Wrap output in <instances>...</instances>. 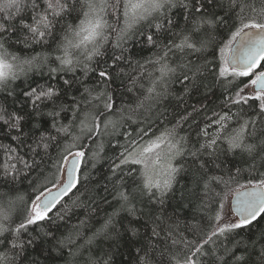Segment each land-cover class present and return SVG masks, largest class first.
Returning <instances> with one entry per match:
<instances>
[{
	"label": "snow or ice",
	"instance_id": "6c2138e0",
	"mask_svg": "<svg viewBox=\"0 0 264 264\" xmlns=\"http://www.w3.org/2000/svg\"><path fill=\"white\" fill-rule=\"evenodd\" d=\"M134 39L152 55L134 59L128 47ZM90 74L94 85L85 83ZM36 75L46 76V82ZM117 81L129 93L139 87L145 94L134 105L125 104L119 86L113 87ZM173 84L184 93L222 89L218 108L203 112L198 147L190 148L180 134L190 118L195 122L194 113L200 114L195 105L177 113L170 127L153 130L157 121L168 120L154 105L172 94ZM0 93L31 109L0 104V137L9 141L0 140V185L8 189L0 191V264H40L29 259L30 249L61 256L67 250L66 264H111L110 251L101 255L94 249L102 251L105 242L110 249L118 246L124 233L138 239L141 264H152L149 253L161 241L160 254L169 264H205L208 256L214 257L212 264H252L253 254L264 264V172L241 183L240 167L233 165L236 175L229 169L225 178L200 159L213 157L215 170L223 172L222 162L215 161L238 153L253 170L257 160L264 167V127L258 132L254 119H241L248 110L264 116V0H0ZM35 116H46L56 135L38 121L29 127ZM103 137L114 149L111 156L102 155L104 140L98 138ZM186 157L192 158L191 169ZM101 160L110 172L102 192L119 209L89 236L84 229L94 209L79 198L67 205L88 179L82 166L91 161L95 168ZM33 172L31 196L9 195ZM189 172L193 187L178 188V177ZM220 185L223 194L215 190ZM96 196L107 202L97 193L90 204ZM170 200L180 209L196 201L203 223L185 226L193 239L164 215ZM137 203L150 206L147 216ZM81 206L85 219L62 232L60 222ZM121 212L132 219L118 227ZM141 227L150 233L141 234Z\"/></svg>",
	"mask_w": 264,
	"mask_h": 264
},
{
	"label": "trees",
	"instance_id": "16d2710c",
	"mask_svg": "<svg viewBox=\"0 0 264 264\" xmlns=\"http://www.w3.org/2000/svg\"><path fill=\"white\" fill-rule=\"evenodd\" d=\"M177 20L179 23L183 24V21L180 19L179 16H177ZM128 47L131 49L132 54L134 56V59L143 61L144 59L148 58L152 55L153 50L149 49L140 43L137 42L136 39L129 42ZM37 51H39V48H37ZM111 51V49H109ZM28 54H32L29 52ZM192 59H195V57H191ZM125 67H127L125 65ZM150 67V66H149ZM46 71V70H45ZM78 75H82L81 73H77ZM89 79L85 80L86 84L94 85L95 84V77L90 74ZM35 80L39 81L40 83H45L47 80V77L41 78L39 75H36L34 77ZM19 83V82H17ZM143 83L145 85V89L148 87V82L146 79L143 80ZM119 86V92L117 95L122 96L123 102L125 104H132L134 105L137 97L143 96L145 94L144 89H140L139 87L134 90L133 93H129L126 91V87L124 85H120V82L117 81L116 84L113 85V87ZM17 92H19V89H17ZM221 92L222 89L219 86L211 88L210 91H205L203 87H200L197 89H191L188 93H184L183 86L179 84H173L172 85V94L169 95L166 99L162 100L158 105H154V108H159L161 110H164L166 115L168 116V120L164 121V123H160L159 121L156 122L154 125V131H158L159 129H162L165 124H167L169 127L171 124L169 121L173 119V117L177 113L184 112L185 110L191 111V108L193 105H195L198 109H201L200 114H195L196 120L195 122L190 118L189 121L184 125V128L181 130L180 134L186 135L189 139V147L194 148L198 147L197 141L200 143H203V137L198 135L199 129L204 127V119H203V112L205 109H208V114H211L210 109L212 108H218L220 105L221 100ZM5 96L4 93H0V104L6 105L9 110H12L15 108L16 110H21L23 107L24 111H31L29 106L21 105L20 103H13V100L15 97H8L7 100H4L3 97ZM182 97V99H178L177 97ZM23 99L22 97L20 98ZM120 101H117L119 104ZM202 105L204 107H202ZM48 109H45L47 111ZM235 111V109H233ZM252 118L256 121V127L257 131L259 132L262 127H264V116L259 114L258 110L256 112H253L252 110H248L246 114H244L241 119H247ZM48 118L46 116H35L33 119H30L28 121V126L31 127V124L33 122H39L41 125L42 130L50 131L52 135H56V132L54 129H51L49 124L46 123ZM64 123H67V121H62ZM232 126H235V121H233ZM209 131H212V129H209ZM39 134V132L37 133ZM61 141L64 140L63 137H59ZM104 140V152L102 155L111 156L114 149L111 148V146L108 144V137L98 138ZM115 139H121L122 137H115ZM0 140H3L4 143H8L9 141L7 139H4L0 137ZM114 142V140H113ZM89 151H92L95 149V145L89 142ZM222 147L226 148V145H223ZM57 147L54 144L52 148L49 149L50 155L52 157H55L57 154ZM0 159H2V156H0ZM39 159V157H37ZM202 161L206 160L209 161V168H212L217 175H225V178H227V172L229 169H231L232 175H236L235 165L236 167H240L242 169L241 173L239 174V178L241 183H247L249 179H254L259 176L261 172H264V167H261L260 161L257 160L256 162V170H253L250 167L251 161L248 160L247 157L244 158V160H248L247 163L244 162V160L241 159L240 155L238 153H227V154H221L219 160H216L215 163H221L222 162V168L223 172L219 170H215L214 164L212 163L213 157L208 156L207 154H204L200 157ZM186 166L191 169L192 167V158L186 157L185 158ZM83 172L88 176V179L84 181L83 185L80 186V189L78 192L75 193L74 196H72L71 200H69L68 207H72V200H79L84 201L85 204H88L91 208L94 209V211L91 213V218L89 219V227L84 229L86 235H91L92 231L99 229L101 225L104 222V219L107 215L111 214L114 209H119V204L112 199V196L108 193L102 192V188L106 183L108 182L107 177L110 175V172L108 170V165L106 160H101L96 164V167H92L91 161L88 162L86 166H82ZM37 178V172H33L28 179H24L21 177L20 181L16 182L14 185V188L16 189V192H12L9 195L15 196L16 194H21L27 199L29 196H31L32 193V187L29 183V180H35ZM179 185L177 186L180 188L181 186L187 185V187L192 188L193 185L191 183V174L190 172L185 174L182 173L179 177ZM235 185H233L234 187ZM109 189L111 191V185L109 184ZM216 191L221 192L223 194L224 188L223 185L217 186L215 188ZM0 191L7 192L8 189L2 185H0ZM99 193L100 196H106L107 202H103L100 200L99 196H96V202L93 204H90L89 201L92 197L95 196V194ZM71 195V194H70ZM65 200H68V197H65ZM63 203V201H62ZM98 205V207H97ZM22 207V206H21ZM59 207V205L57 206ZM136 207L138 210H142L145 215L147 216L149 213L150 206L147 205V203H137ZM164 215L171 216L173 220L179 225L178 231L186 235L189 239H193L194 237L192 234L188 231H186L185 226L191 225L197 222L203 223V221H200L199 218L201 216V213L197 211L196 209V201H193L192 204L189 205L188 208L180 209L176 206L175 200H170L166 204V206L163 209ZM85 208L83 206L81 207H74L72 208V211H70L65 218L64 221H61L60 223L64 225L63 228H61L62 232H65L68 228H71L72 225L78 224L80 220L85 219ZM193 217H196V219H193ZM15 218V216H14ZM132 219V217H129L126 212H121L120 216L117 217L118 227L120 224L127 225L128 220ZM143 219L140 220L139 224H143ZM139 226V225H137ZM261 227H264V221L261 222ZM121 232H123V228L120 229ZM141 234H144L146 231L150 233V228L145 229L143 227L140 228ZM59 235V233H57ZM161 235H164L162 233ZM130 233H124L123 238L119 241L118 246L109 248L108 242H105L102 245V251L97 248L94 249V251L100 252L101 255H103L104 252L111 253V264H141V260L144 257V253L139 251V244L137 238H130ZM170 244V241H169ZM42 247L46 250H50V245L44 244ZM164 247V242L161 241L160 244L156 246L155 253L150 252L149 256L152 257V264H169L167 255L161 256L160 250ZM219 254V253H218ZM29 259H39L40 264H66V260L70 259L67 255V250H65L64 256L58 255L55 251H51V254H49V251H45L43 255L40 254V250L37 249L35 252H33L31 249L29 250ZM205 264H212V261L214 257L208 256L205 257ZM252 264H260V257L258 255L253 254L251 256Z\"/></svg>",
	"mask_w": 264,
	"mask_h": 264
}]
</instances>
